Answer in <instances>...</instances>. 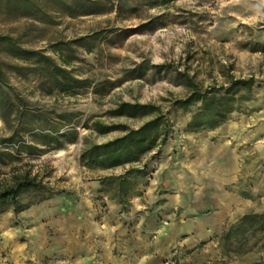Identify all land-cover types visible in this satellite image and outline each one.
<instances>
[{
  "label": "rangeland",
  "instance_id": "rangeland-1",
  "mask_svg": "<svg viewBox=\"0 0 264 264\" xmlns=\"http://www.w3.org/2000/svg\"><path fill=\"white\" fill-rule=\"evenodd\" d=\"M0 32L79 80L51 79L48 68L12 77L28 100L23 108L42 121L37 131L64 132L62 115L71 113L63 117L75 123L76 140L39 144L15 164L0 143V179L11 192L0 196V264H124L114 225H140L144 247L158 248V264H264V229L222 238L246 213L264 212V0H0ZM188 77L204 89L234 78L254 77L256 85L226 123L189 131L199 105L173 108L190 93ZM123 102L155 104L174 122L168 140L142 157L147 173L134 180L125 206L99 178L130 165L101 170L81 162L86 141L121 134L92 132L97 119L138 128L151 118L112 115ZM10 134L0 117V139ZM151 216L156 231L147 230ZM199 229L209 230L197 247L168 243Z\"/></svg>",
  "mask_w": 264,
  "mask_h": 264
},
{
  "label": "trees",
  "instance_id": "trees-1",
  "mask_svg": "<svg viewBox=\"0 0 264 264\" xmlns=\"http://www.w3.org/2000/svg\"><path fill=\"white\" fill-rule=\"evenodd\" d=\"M0 52L12 58L34 59L42 63V65L22 67L9 64L0 58V117L11 130L10 136L1 138L0 143L10 149L6 155L12 159L11 162L15 164L19 154L32 153L39 144L50 145L55 142L57 146H61L64 141L76 140L73 136L75 123L72 119L63 117L72 116L71 113L62 115L65 121L64 128L68 127L64 132L62 129L49 132L44 129L37 131L36 127H40L37 125H42V121L36 120L33 112L28 108H23L28 104V100L12 82V77L13 75L26 76L28 73L40 75L44 69L48 68L51 79L60 81L62 78L75 83H79V80L73 78L70 72L52 57L40 50L25 48L18 38L10 34L0 32ZM156 68L159 71L166 69L165 66H156ZM179 76L187 77L181 72ZM185 83L190 88V93L185 98L176 100L173 108L188 112L193 106L199 105L197 110L192 112L187 130L201 131L216 128L226 123L235 111H241L243 104L251 98L256 80L254 77L234 78L228 84L219 87L212 85L205 89L189 77L186 78ZM80 86L78 84V87ZM111 113L115 117H151L138 128H132L126 124L109 125L97 119L93 123L92 132L106 135L120 131L121 134L102 143L86 141L81 154V162L88 168L115 170L118 167L130 165L122 173H112L99 178L103 191L118 204L125 206L135 196L134 180L147 173V164L139 166L142 157L168 140L174 122L170 119L169 112H164L159 106L150 103L123 102ZM88 137L89 135H86L85 140ZM3 185V179H0V196L7 198L11 192ZM29 207L31 204H22V209ZM261 229H264V212L251 211L240 219L238 225L226 231L222 238L224 242H231L235 234L246 235L249 231L257 232Z\"/></svg>",
  "mask_w": 264,
  "mask_h": 264
},
{
  "label": "crops",
  "instance_id": "crops-1",
  "mask_svg": "<svg viewBox=\"0 0 264 264\" xmlns=\"http://www.w3.org/2000/svg\"><path fill=\"white\" fill-rule=\"evenodd\" d=\"M149 221L150 225L148 226L147 230L152 231L154 229L156 231L159 229L160 224H156V220L154 221V216H151ZM114 226L119 228V232L116 231V234L118 235H116V238H114V242L125 252L126 257L123 259L124 264H158L152 256L156 254L154 253V250L157 251L158 248L156 250V248L151 245L152 243H148L144 247V234L142 232V228H139L140 225H138V228L137 225H133V227H120L119 225ZM201 227L202 226H199L198 228ZM210 228H217V224L212 225ZM208 230L209 229H199L197 231L195 230V233H192L191 235H189L187 232H184L185 235L179 234V237L173 236L169 238L165 235L164 237L166 239L169 238V244L178 242L180 245H185L188 248H194L197 247L198 243L206 241L205 239L208 236L206 232ZM164 233L166 234V232H163V234ZM198 250L199 249H197L196 252Z\"/></svg>",
  "mask_w": 264,
  "mask_h": 264
}]
</instances>
